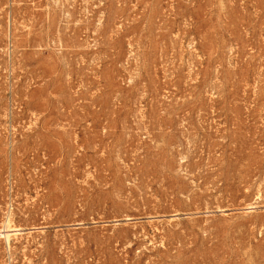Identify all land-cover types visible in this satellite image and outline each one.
<instances>
[{
	"label": "rangeland",
	"instance_id": "1",
	"mask_svg": "<svg viewBox=\"0 0 264 264\" xmlns=\"http://www.w3.org/2000/svg\"><path fill=\"white\" fill-rule=\"evenodd\" d=\"M0 264H264V0H0Z\"/></svg>",
	"mask_w": 264,
	"mask_h": 264
},
{
	"label": "bare ground",
	"instance_id": "2",
	"mask_svg": "<svg viewBox=\"0 0 264 264\" xmlns=\"http://www.w3.org/2000/svg\"><path fill=\"white\" fill-rule=\"evenodd\" d=\"M14 230V229H13ZM8 231H9V229H8ZM10 232H12V230H10ZM14 232V231H13ZM15 233V232H14Z\"/></svg>",
	"mask_w": 264,
	"mask_h": 264
}]
</instances>
